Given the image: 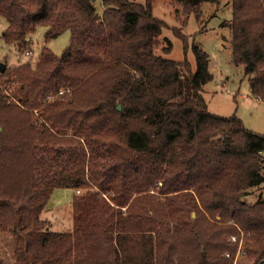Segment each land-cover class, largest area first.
Returning a JSON list of instances; mask_svg holds the SVG:
<instances>
[{"label":"trees","instance_id":"obj_1","mask_svg":"<svg viewBox=\"0 0 264 264\" xmlns=\"http://www.w3.org/2000/svg\"><path fill=\"white\" fill-rule=\"evenodd\" d=\"M172 1L199 17L220 0ZM153 2L0 0L2 36L22 51L38 25L46 41L71 33L61 54L43 45L35 64L9 70L11 91L0 86V231L13 226V264H234L241 231L264 264V195L247 199L264 185V133L208 109V52L194 39L195 66L166 56ZM229 27L231 60L264 101V0H232ZM56 188L75 190L71 230L42 217Z\"/></svg>","mask_w":264,"mask_h":264},{"label":"rangeland","instance_id":"obj_2","mask_svg":"<svg viewBox=\"0 0 264 264\" xmlns=\"http://www.w3.org/2000/svg\"><path fill=\"white\" fill-rule=\"evenodd\" d=\"M137 1L144 2L145 0ZM181 7L172 0H154L153 2L154 15L166 22L162 34L158 37L161 47L168 42L172 44L166 56L176 60L188 57L195 66L192 42L196 39L208 52L210 71L214 74L213 79L204 85L208 109L220 115L237 113L248 128L264 133V101H258L250 93L249 79L244 73V66L235 64L231 60L229 22L232 17V0H220L219 3L203 2L201 7L204 13L199 17L193 12L188 16L179 15L178 12L182 11ZM7 25V19L0 15V61L7 65L6 70L0 72V86L5 89L9 88L7 90L11 91L12 88L8 87L9 70L29 60L35 64L43 45L61 54L69 43L71 33L69 29H66L58 36L46 41L47 26L38 25L36 30L28 35L31 41L28 51H22L15 42H7L3 38V31ZM181 31L188 36L187 51L183 37L177 34ZM15 85L16 83L13 84ZM73 193L75 191L72 188L54 190L49 204L42 213V217L50 220L52 229L58 231L72 229ZM258 195H264V185L253 187L247 199L254 202ZM12 228L13 226H10L0 231V260H3L5 264L14 263L15 239ZM249 234L241 231L240 235L231 236L233 241H238L234 264H254L253 258L245 252Z\"/></svg>","mask_w":264,"mask_h":264},{"label":"water","instance_id":"obj_3","mask_svg":"<svg viewBox=\"0 0 264 264\" xmlns=\"http://www.w3.org/2000/svg\"><path fill=\"white\" fill-rule=\"evenodd\" d=\"M92 1H96V0H92ZM6 67H7L6 63L0 61V72H4L6 70ZM118 108H121V104L120 103L118 104ZM1 129L2 128L0 126V130Z\"/></svg>","mask_w":264,"mask_h":264},{"label":"crops","instance_id":"obj_4","mask_svg":"<svg viewBox=\"0 0 264 264\" xmlns=\"http://www.w3.org/2000/svg\"><path fill=\"white\" fill-rule=\"evenodd\" d=\"M256 98V97H255ZM258 101H262L261 99H259V98H256ZM74 190V189H73ZM75 191V190H74ZM53 195V194H52ZM73 195H74V193H73ZM73 198V197H72ZM45 211V210H44ZM43 211V212H44ZM43 218H45V217H43ZM47 219V218H46Z\"/></svg>","mask_w":264,"mask_h":264},{"label":"built area","instance_id":"obj_5","mask_svg":"<svg viewBox=\"0 0 264 264\" xmlns=\"http://www.w3.org/2000/svg\"><path fill=\"white\" fill-rule=\"evenodd\" d=\"M60 93H63V90L62 91H60ZM80 191V189H77V192H79ZM235 238V237H234Z\"/></svg>","mask_w":264,"mask_h":264}]
</instances>
